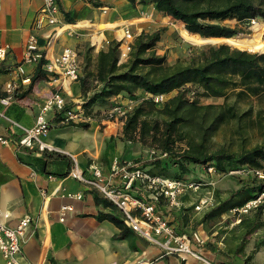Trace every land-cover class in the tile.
<instances>
[{
	"label": "crops",
	"instance_id": "0c3cea01",
	"mask_svg": "<svg viewBox=\"0 0 264 264\" xmlns=\"http://www.w3.org/2000/svg\"><path fill=\"white\" fill-rule=\"evenodd\" d=\"M56 1L59 8L57 18L64 28L49 45L46 36L54 27L45 23L40 27L35 25L43 0H0V41L10 46L7 57L0 61V112H3L0 137L9 140L8 145L0 144V222L13 227L23 217L31 218L21 241L18 263L205 264L193 258L182 260L177 255L164 254L158 246L125 227L121 223L120 211L97 189L70 175L77 168L89 178L91 167H99L107 185L118 188L117 177L109 178L112 161H146L140 157V151L129 149L128 142L121 141L122 123L117 118H108L110 106L95 107L86 114L89 121L69 125L58 124L62 118L60 113H48L46 118L51 128L45 142L52 151L39 152L16 146L22 131L15 124L32 127L40 106L55 87L47 80L48 75L42 66L44 61L41 65L22 62L30 35L36 37L40 51L46 54L45 60L58 56L64 48L76 51L78 80L69 85V91L63 96L69 106L83 108L85 98L80 88L83 72L95 73L97 54L105 51L112 40L120 39L118 30L126 27L130 31L131 26L143 27L149 21L142 14L137 17L131 14L126 0ZM135 7L138 11L139 5L135 4ZM68 28L73 30L72 37L65 32ZM82 42L87 47L96 46L89 52L91 65L86 68L85 64L83 66L85 52H81V46L77 45ZM19 65L23 75H17L15 71ZM38 72L46 76H37ZM26 77L30 82L21 83ZM91 78L88 83L92 82ZM9 83H14L16 88L10 104L5 107L1 101L7 95L5 88ZM124 100L127 99L118 95L108 103L118 101L123 104ZM110 122H114L111 124L113 129L107 126ZM80 124L87 127H80ZM75 194L81 198L71 197ZM162 202L163 211L160 213L178 233L190 235L195 227L187 229L183 211L179 212L177 208L169 212ZM66 205L71 210L65 212L61 221L60 208ZM194 249L199 250L209 264H243L237 257H231L219 247L218 250L212 246L209 248L206 243L200 248L195 245ZM0 264H5L1 255Z\"/></svg>",
	"mask_w": 264,
	"mask_h": 264
},
{
	"label": "trees",
	"instance_id": "16d2710c",
	"mask_svg": "<svg viewBox=\"0 0 264 264\" xmlns=\"http://www.w3.org/2000/svg\"><path fill=\"white\" fill-rule=\"evenodd\" d=\"M126 1L130 5H152L160 16L167 17L170 23L179 25L186 35L198 40L239 38L242 36L238 35L239 31L225 25L224 21L249 23L252 19L264 18V0ZM159 40L160 31L141 33L133 40L127 61L120 65L117 64L118 42H111L105 51H100L96 56L95 73L91 75L83 72L80 78V88L85 98L82 104L84 111L91 113L95 107H109L111 103H108V99L117 95L134 98L139 91L166 95L175 90L176 95L166 99L161 108H156L151 99H143L119 119L122 123L121 141L138 143L168 154L167 160L151 162L137 159L132 160L133 163L152 175L177 179L188 172L189 165L210 164L218 174H226L241 167L263 168L264 144L238 153L207 151L205 142L212 133L236 115L230 107H201L190 102L186 97L190 90L184 87L194 85L195 94L204 97H222L235 89H239L236 93L238 97L260 95L264 93V53L233 48L225 42H219L215 46L200 47L188 58L166 65L164 56L154 52ZM37 76L46 75L38 72ZM89 78L91 83H88ZM79 126L87 127L85 124ZM187 128L194 130L193 135L185 130ZM178 143L184 144V148L177 149ZM170 166L177 167L179 173L170 177ZM262 192L264 179L252 177L242 180L239 188L225 199L216 198L217 205L204 214L203 220L240 207ZM130 193L152 202L159 213L163 211L161 199L153 201L134 189ZM105 204L108 205L107 202ZM263 211L264 204L254 210V218L250 221L247 233L261 226L259 217ZM240 222L245 223L243 220Z\"/></svg>",
	"mask_w": 264,
	"mask_h": 264
},
{
	"label": "built area",
	"instance_id": "2783aa9c",
	"mask_svg": "<svg viewBox=\"0 0 264 264\" xmlns=\"http://www.w3.org/2000/svg\"><path fill=\"white\" fill-rule=\"evenodd\" d=\"M59 8L56 0H43L42 6L37 13L35 25L40 27L45 23L49 27H54L53 31L49 33L46 38L48 44L57 38L64 28L57 18ZM251 24L256 23V19L249 21ZM69 31L66 29L65 32ZM69 33V32H67ZM71 33V32H70ZM119 58L125 60L128 58L133 42V35L128 28H123L120 39L117 41ZM10 50V46L0 41V61L5 60ZM46 59V54L42 53L38 47L37 39L34 35L27 38L23 61L24 63L39 64L44 61L43 69L48 75V82L55 85L54 89L43 101L40 106L39 114L35 119V123L30 128L22 127L15 124L21 131L22 135L16 142L19 148H26L29 150L36 149L39 152L52 151V148L45 142V138L51 128L46 115L52 111L60 113L62 118L59 120L60 125L77 124L89 121L82 108L69 106L65 99L64 93L69 91V85L78 80L79 76V61L76 51L64 48L62 52L49 60ZM17 75H23V69L19 65L15 67ZM29 78H22L21 83L28 84ZM16 88L14 83L6 85V97L2 99V103L7 107L12 98L13 92ZM148 99H151L156 104H162L165 101V94H145ZM123 106H113L110 109L109 118H123L127 111ZM3 116V112H0ZM1 145H8L9 140L0 137ZM167 153L157 152L152 149L149 153V161L167 159ZM208 173H215L212 165H206ZM90 177L87 178L83 173L74 168L70 175L79 182L89 185L97 189L107 200H109L121 213L122 224L141 236L153 245L158 246L164 254L177 255L182 260L193 258L205 264H209L199 250L205 242L200 235L193 231L190 235L180 234L172 226L171 222L165 215L156 210L155 205L150 201L139 199L132 195L130 191L137 189L144 192V194L153 201L161 199L164 201L169 212L180 207V197L195 193L200 190L203 183L183 181L177 178H164L158 175H152L147 172L142 166L133 163L132 160H114L109 167V178L117 177L118 188H111L107 185V181L99 167H91ZM229 175H251L257 179H264V168L248 169L241 167L228 172ZM71 197L80 199L78 194L71 195ZM213 198L211 196H202L195 203L196 211H202L209 206H212ZM264 204V192L257 195V197L250 199L242 206L231 210L233 213L246 215L259 206ZM71 210L70 206H62L60 208V220L64 218L66 211ZM31 218L25 216L18 221V223L9 227L0 222V255L5 264H19L18 260L21 256V241L25 229L29 226ZM146 264V263H137Z\"/></svg>",
	"mask_w": 264,
	"mask_h": 264
},
{
	"label": "rangeland",
	"instance_id": "374dc122",
	"mask_svg": "<svg viewBox=\"0 0 264 264\" xmlns=\"http://www.w3.org/2000/svg\"><path fill=\"white\" fill-rule=\"evenodd\" d=\"M137 4L139 5V12L137 11L135 5L132 7V5L129 3L126 6L128 8L127 10H129V12L135 17L142 14L143 16L148 17L149 21L143 27H130V31L133 34V40L141 33L150 34L155 31H160V40L156 44L154 52L158 56H164L166 65H172L177 60H184L188 58L190 54L198 51L200 47L215 46L219 42H225L233 48H241L247 49L249 51H259V53H264V18L256 19V23L254 25L251 23H237L235 20L224 21L225 25L233 27L239 31L238 35H242L239 38L232 40H198L186 35L179 25L170 23L167 20V17L160 16L152 5ZM121 10L125 11L126 9ZM150 11L151 13H149ZM181 25L183 27L182 23ZM68 29V35L72 37L74 34L73 30H71V28ZM120 36L121 30H118V38ZM111 42L117 41L112 40ZM77 45L81 46V52H85L83 66L85 64L86 68L87 65H91L89 52L93 51L96 46L87 47L85 46L84 42H82L81 45L80 43H77ZM127 59L120 60L118 54L117 64L120 65L125 63ZM186 88H189L190 90L186 94V97L190 102H194L196 105L201 107H230L233 110L232 112L234 115H236L234 119L223 122L217 128V130L212 133L210 138L205 142L207 151L212 152L220 150L229 153H238L242 150L247 151L255 146L264 144V93L260 95L247 94L243 97H238L236 93L239 91V89H235L233 91L228 90L229 92L222 97H204L195 94L196 90L194 85L188 84L184 87V89ZM176 93L177 91L174 90L166 94L165 100L173 97L176 95ZM124 98L127 100H124L123 104L118 101L114 103L112 102L110 107L119 105L125 107L126 109H131L134 105H136V103H138V101L148 99L147 96L141 92H137L134 98L125 96ZM110 99H108V101ZM117 100H119V98ZM153 104L156 108H161L163 103ZM84 113L85 115L87 114L85 111ZM112 125H114V122ZM112 125L110 124L109 126L112 127ZM185 130H187L191 135L194 133V130H191L190 128ZM137 144L138 143L128 142V145L130 146L129 149H136L140 151V155H142L140 157L149 161L150 150L154 148L141 146L140 144V146H138ZM176 147L177 149L184 148V144L178 143ZM141 149H143L144 152L141 151ZM155 151L156 153L159 152L158 150ZM155 160L158 159L156 158ZM155 160H151V162ZM261 162L263 164L262 167L264 168V161ZM187 168L188 172L182 175L180 178L181 180L204 184L200 190L196 191L195 193L188 194L187 196H182L179 199V212L183 211L185 224L188 227L187 229L191 230L193 227H195L193 231H196L206 244L214 247L215 250H218L217 248L219 247L224 253L229 254L231 257H237V259L243 264H263L264 211L259 217V223L261 226L251 233L247 232L250 228V221H252L254 218V211L246 215H240L238 213L231 212L232 209H230L221 213L220 215L203 220L204 214L209 212L217 205V197L219 200L225 199L232 191H235L239 188L242 180L244 181L245 179L252 178L253 176L250 174L229 175L228 173H208L206 171V165H189ZM248 169H252V167ZM168 173L169 176L172 177L173 175L178 174L179 170L175 166H170ZM202 196H211L213 198V204L202 211H196L194 205ZM241 220H243L245 223H241Z\"/></svg>",
	"mask_w": 264,
	"mask_h": 264
},
{
	"label": "bare ground",
	"instance_id": "6f19581e",
	"mask_svg": "<svg viewBox=\"0 0 264 264\" xmlns=\"http://www.w3.org/2000/svg\"><path fill=\"white\" fill-rule=\"evenodd\" d=\"M121 34H122V31H121ZM112 124V122L108 123V125Z\"/></svg>",
	"mask_w": 264,
	"mask_h": 264
}]
</instances>
